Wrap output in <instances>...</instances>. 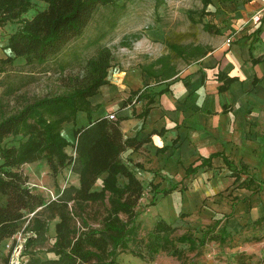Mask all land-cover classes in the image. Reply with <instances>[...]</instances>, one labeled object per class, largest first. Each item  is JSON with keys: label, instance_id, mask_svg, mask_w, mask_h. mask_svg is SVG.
Here are the masks:
<instances>
[{"label": "trees", "instance_id": "1", "mask_svg": "<svg viewBox=\"0 0 264 264\" xmlns=\"http://www.w3.org/2000/svg\"><path fill=\"white\" fill-rule=\"evenodd\" d=\"M38 1L46 6L27 18L24 14L30 9L32 0H0V27L7 22L18 23L5 46L10 55L0 57V72L15 58L24 59V63L33 68H42L43 72L51 68L64 71L71 62L62 61V57L68 53L70 45L85 35L97 13L109 8L119 16L117 11L122 9L118 0ZM208 2L202 0V7ZM203 12L201 9L200 14ZM204 27L208 29V26ZM105 35L104 30L96 40L85 41L88 45L97 44L96 50L81 65L80 75L70 78L64 91L27 97L12 107H5L0 96V243L11 238L25 223L24 231L28 234L22 254L26 258L19 264H116L117 256L126 251L144 257L140 252L132 251L140 244L137 205L144 188L121 157L126 147L136 148L141 142L124 138L118 123L107 116L75 127L70 153L65 150L70 143L61 134L62 124L74 121L78 111L90 116L96 109L87 98L96 93L99 85L106 83L107 70L113 61L111 49L99 43ZM120 43L127 44L124 39ZM166 44L169 55L156 58L143 66V71L174 74L177 71L173 57H199L207 52V48L200 45H181L174 41ZM73 55L72 59L76 56ZM154 66L158 67L152 70ZM234 79L224 77L220 89L226 88ZM20 86L7 85L2 95H14L16 100L18 96L14 93ZM151 102L153 98L148 99V103ZM147 109L145 107L140 116H144ZM9 137L16 143L7 144ZM215 156L217 154H210L203 157L200 164L187 167L186 175L211 168V159ZM39 159L45 160L53 177L63 168H69L77 174L78 184L65 185L57 196L49 199L33 192L18 167ZM224 161L227 166L231 165L228 159ZM242 166L229 173L234 181L238 180L241 169L246 168ZM101 176L100 188L94 189L93 185ZM260 184L247 176L238 185L255 192ZM175 188L176 185H172L158 189L157 184H151L150 203L153 204L157 192L166 195ZM53 220L50 242L48 230ZM262 222L264 214L252 223ZM175 227L163 219L155 221L143 241L149 258L158 251L181 258L182 251L176 248V242L187 243L191 249L203 244V235L199 240L188 233L175 235ZM12 248L13 245L9 246L8 255ZM38 250L50 252L53 257L43 258Z\"/></svg>", "mask_w": 264, "mask_h": 264}, {"label": "crops", "instance_id": "2", "mask_svg": "<svg viewBox=\"0 0 264 264\" xmlns=\"http://www.w3.org/2000/svg\"><path fill=\"white\" fill-rule=\"evenodd\" d=\"M152 1L155 15V8H162L165 0ZM125 14L138 13L129 10ZM188 16L197 28L191 44L206 47L204 55L173 57L174 74L143 71V66L169 55L163 24L150 23L136 33L142 36L136 38L135 48L141 50L147 44L145 52L151 57L136 55L133 49L129 50L130 56L137 57L131 61L133 66L113 59L106 83L87 98L96 109L90 116L78 111L74 121L62 124L61 134L70 143L65 148L70 153L75 127L113 114L123 137L141 142L121 154L143 185L138 204L150 202L152 192L147 197L144 193L146 188L151 190V184L158 189L176 185L166 195H154L150 208L155 209L157 219L172 226H196L229 215L231 231L264 214V0H209L204 8L201 0L198 16ZM117 17L118 21L121 14ZM6 55L10 51L3 47L0 57ZM256 58L260 59L253 61ZM176 59L185 64L177 66ZM224 77L235 79L220 89ZM150 98L153 102L148 103ZM145 107L146 114L140 116ZM210 154H217L211 168L186 175L187 167L200 164ZM242 165L246 168L238 180L225 176ZM62 171L73 181L61 188L78 184L76 173L69 168ZM247 176L262 183L255 192L238 185ZM101 179L94 189L100 188Z\"/></svg>", "mask_w": 264, "mask_h": 264}, {"label": "rangeland", "instance_id": "3", "mask_svg": "<svg viewBox=\"0 0 264 264\" xmlns=\"http://www.w3.org/2000/svg\"><path fill=\"white\" fill-rule=\"evenodd\" d=\"M118 1L119 3L124 1L121 5L122 9L117 11L120 12L121 18L117 21L118 14L110 12L109 8L98 12L87 28L85 35L75 44L70 45L68 53L62 57V61L71 62L70 66L65 68L64 71L58 72L56 68V70H51V68L49 71L43 72L41 71L42 68L37 69L25 64L22 58H15L12 63L6 64L4 71L0 72L2 104L5 107H12L17 102L20 104L27 97L30 99L33 96L62 92L67 89L70 78L80 75L81 65L96 50L97 44L88 45L85 41L96 40L98 34L104 30L106 35L99 39V43L105 44L111 49L115 63L122 61L123 65L127 67L133 66L132 62L137 58L130 56V51L134 49L136 55H146L145 51L149 50L147 44L141 50L135 48V46L137 44L136 38L142 36L136 33H139L141 28H146L150 23L159 22L163 24L167 41H174L183 45L191 44L195 40L193 35L197 34V28L191 23L188 14L191 12L192 17L198 16L201 0H165L166 6L155 8V15L152 13V0ZM45 6L46 4L42 1L32 0V5L24 16L28 18L36 10ZM129 10L138 14L132 16L125 14ZM114 20L115 23L111 24ZM17 25V22H7L0 27V50L6 46L9 35L16 29ZM133 25L140 28L131 31L130 28ZM133 35L138 36L134 37ZM123 39L127 43L126 45L120 43ZM4 42V46L1 45ZM73 54L77 57L75 56L72 59ZM145 57L151 56L146 55ZM145 57H142L141 60H147ZM184 64V60L176 59L177 66ZM10 84L22 85L14 93L18 96L16 100L13 98L14 95H2L4 89ZM6 143L15 144L16 140L9 137ZM18 170L27 177V185L31 190L43 195L46 199L57 196L61 185L73 181L71 176L67 173L64 174L62 170L53 177L44 159L24 163L18 167ZM225 176H229V174L227 173ZM148 192H151V190L146 188L144 197H147ZM151 205L150 202L137 205L139 213L137 216V237L140 238V244L132 251L140 252L144 257L140 258L126 251L117 256L116 264H264V222L253 224L252 220L239 224L240 227L229 231L226 216L212 218L208 223H200L196 226H186L189 224L182 223L180 226L175 227V235L188 233L197 240L202 235L204 236L203 244L192 249L189 248L187 243L176 242V248L182 251L181 258L164 251H158L153 254V258H149L143 241L146 240L148 232L157 220L155 209L150 208ZM216 220L217 222H215ZM54 221L50 222L48 230V235L51 238L50 242L53 236ZM24 225L25 223L11 238L0 243V264H19L20 261L26 258V255L22 254L25 237L28 234L24 231ZM11 245H13V248L8 255L9 246ZM37 253L43 258L53 257L50 252L38 250Z\"/></svg>", "mask_w": 264, "mask_h": 264}, {"label": "built area", "instance_id": "4", "mask_svg": "<svg viewBox=\"0 0 264 264\" xmlns=\"http://www.w3.org/2000/svg\"><path fill=\"white\" fill-rule=\"evenodd\" d=\"M107 117H108L109 119H114V115H113V114H108ZM54 197H55V196H51V198H54Z\"/></svg>", "mask_w": 264, "mask_h": 264}]
</instances>
